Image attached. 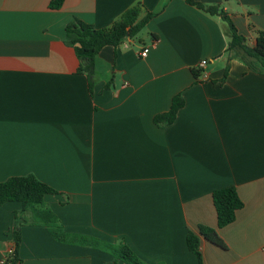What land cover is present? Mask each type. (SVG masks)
<instances>
[{"label": "crops", "instance_id": "1", "mask_svg": "<svg viewBox=\"0 0 264 264\" xmlns=\"http://www.w3.org/2000/svg\"><path fill=\"white\" fill-rule=\"evenodd\" d=\"M51 1L0 0V182L33 175L56 191L44 202L63 232L123 241L144 264H198L188 232L203 264H264V67L252 71L227 51L220 18L185 0ZM194 1L223 9L249 46L264 32V0ZM135 5L140 18L155 16L135 38L101 49L95 72L107 74L89 88L66 24L107 29ZM177 95L175 121L156 125ZM226 187L243 207L218 229L212 192ZM20 208L0 206V264ZM200 225L227 249L201 238ZM20 237L21 264H124L59 243L44 226L24 224Z\"/></svg>", "mask_w": 264, "mask_h": 264}, {"label": "trees", "instance_id": "2", "mask_svg": "<svg viewBox=\"0 0 264 264\" xmlns=\"http://www.w3.org/2000/svg\"><path fill=\"white\" fill-rule=\"evenodd\" d=\"M62 1L52 0L49 8L59 9ZM185 2L209 16L220 18L227 38V51H234L247 64L250 70H257L253 65L254 62L264 67V32H259L254 44L249 46L246 43V39L238 33L231 18L223 9L217 5L196 3L194 0H185ZM140 13L141 7L135 5L121 14L118 20L107 29H96L94 26L77 19L66 24L64 42L67 46L73 48L79 63L77 72L86 76L89 88L96 81L95 59L101 49L105 46L117 47L125 39L135 38L149 20L155 16V14L147 12L140 18ZM226 72L227 68L224 73ZM192 74L197 78L199 71L192 70ZM183 104L180 95L174 96L169 110L166 113L156 115L153 119L154 123L161 127L172 124ZM55 193L56 191L53 188L40 182L33 175L10 177L0 182V206L8 202H17L21 206L20 210L14 212L13 247L5 258L4 264H21L18 253L21 239L20 230L24 224L46 227L51 236L59 243L89 246L107 252L113 257L115 262L144 264L130 251L123 241H119L116 244H105L91 238H76L63 232L59 220L44 202L45 195ZM212 201L218 229L233 223L236 212L243 207V202L234 187L214 190L212 192ZM198 234L212 245L222 250L227 249L225 242L216 229L200 225L198 226ZM185 241L187 249L195 256L198 264H203L199 249V237L188 232ZM101 244L102 246H100Z\"/></svg>", "mask_w": 264, "mask_h": 264}, {"label": "built area", "instance_id": "3", "mask_svg": "<svg viewBox=\"0 0 264 264\" xmlns=\"http://www.w3.org/2000/svg\"><path fill=\"white\" fill-rule=\"evenodd\" d=\"M148 54V48H144L140 53H139V56L140 57H145L146 55ZM206 60H202L200 63H199V66L200 68H203L205 65H206ZM4 263V261H3Z\"/></svg>", "mask_w": 264, "mask_h": 264}, {"label": "rangeland", "instance_id": "4", "mask_svg": "<svg viewBox=\"0 0 264 264\" xmlns=\"http://www.w3.org/2000/svg\"><path fill=\"white\" fill-rule=\"evenodd\" d=\"M97 72H98V70H97ZM98 73H99L98 75H99L100 77H98V75H97V73H96V79H98V78L101 79V78H103L102 76H104L105 74H107V72H105V69L101 70V71L98 72ZM108 73H109V72H108ZM107 78L109 79V75H108V77H106V79H107Z\"/></svg>", "mask_w": 264, "mask_h": 264}]
</instances>
